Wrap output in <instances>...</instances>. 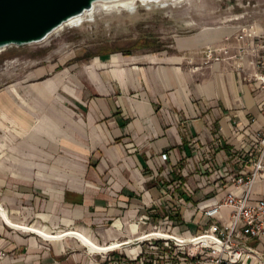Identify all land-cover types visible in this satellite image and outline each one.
Returning <instances> with one entry per match:
<instances>
[{"label":"crops","instance_id":"1","mask_svg":"<svg viewBox=\"0 0 264 264\" xmlns=\"http://www.w3.org/2000/svg\"><path fill=\"white\" fill-rule=\"evenodd\" d=\"M203 33L175 48L226 36ZM253 86L230 64L193 69L167 51L73 55L17 72L0 83V131L10 134L0 143L12 141L11 156L0 148V206L12 223L76 230L99 244L147 235L148 218L198 234L206 219L197 204L231 188L217 172L251 169L248 150L264 129ZM252 191L264 197V173ZM144 239L95 251L71 234L12 226L0 213V264H156ZM173 255L159 264H179Z\"/></svg>","mask_w":264,"mask_h":264},{"label":"rangeland","instance_id":"2","mask_svg":"<svg viewBox=\"0 0 264 264\" xmlns=\"http://www.w3.org/2000/svg\"><path fill=\"white\" fill-rule=\"evenodd\" d=\"M218 27L224 28L225 37L229 38L240 32H264V0H182L175 4L172 1L146 3L137 0L130 9H99L93 21L80 27L67 26L41 42L3 48L0 51V83L14 79L17 72L26 68L55 63L73 55L84 59L98 54L167 51L184 56L187 63V58L201 48L179 51L175 48L176 41L195 35L204 28ZM195 60L194 64H201L200 60ZM65 66L59 67L63 69ZM7 132L0 131V135L10 139ZM11 143H0V148L3 144L9 156L12 155ZM160 241L155 240L159 242L157 252L172 254L171 249L161 248L164 245ZM259 251L260 254L246 264H264V248L259 247ZM176 255L177 259L173 255L174 259L169 257V262H180L181 254ZM157 260L156 264H159L161 260Z\"/></svg>","mask_w":264,"mask_h":264},{"label":"built area","instance_id":"3","mask_svg":"<svg viewBox=\"0 0 264 264\" xmlns=\"http://www.w3.org/2000/svg\"><path fill=\"white\" fill-rule=\"evenodd\" d=\"M198 59L201 64H194ZM232 65L243 79L254 85V91L262 94L260 110L264 119V32H240L233 38L224 37L216 44L208 45L187 58L188 65L197 69L211 63ZM251 148L248 150L249 171L240 170L229 173V169L218 171L217 179H225L231 187L222 198L209 197L197 204V209L206 219L200 233L183 236L170 231L167 223L148 218L144 223H151V231L145 235L152 249L169 248L175 254H181L179 264H246L249 256L260 254L264 248V197H255L253 186L264 173V129L255 132ZM163 158L166 155H162ZM165 225V229L161 226ZM162 232L172 237L152 235ZM209 235L215 236L212 240ZM254 244H249V243ZM264 252V251H263ZM160 253V254H159ZM156 253L157 259H167V255ZM146 256H141L144 261Z\"/></svg>","mask_w":264,"mask_h":264},{"label":"water","instance_id":"4","mask_svg":"<svg viewBox=\"0 0 264 264\" xmlns=\"http://www.w3.org/2000/svg\"><path fill=\"white\" fill-rule=\"evenodd\" d=\"M97 0H0V49L44 40Z\"/></svg>","mask_w":264,"mask_h":264},{"label":"bare ground","instance_id":"5","mask_svg":"<svg viewBox=\"0 0 264 264\" xmlns=\"http://www.w3.org/2000/svg\"><path fill=\"white\" fill-rule=\"evenodd\" d=\"M137 0H97L93 3L92 7L89 9H86L83 13L75 15L71 18H69L68 20L64 21L61 25H59L58 27H56L46 38H48L51 34L57 33L59 31H61L64 27H80L81 25H83L85 22H91L94 20L95 14L96 12H98V10H106V11H111L114 8H119L122 7L124 9H130L133 8L135 3ZM141 2H167V1H172L174 4L181 2L182 0H140ZM224 31V28L222 29V27H218V28H204L203 29V34L206 36V38L208 40H215L218 39L220 37L221 32ZM45 38V39H46ZM44 39V40H45ZM43 41V40H42ZM187 40L184 39H180L179 43L182 44L183 42H186ZM41 42V41H38ZM35 43V42H34ZM3 49H0V51ZM64 73H60L59 76H63ZM53 82V83H52ZM50 81L47 85L48 88L52 89L55 86L54 81ZM258 180V179H257ZM256 180V181H257ZM0 213L4 216V218L7 220V222L15 227H19V228H23L26 230H31L34 232H38L46 237H59L65 234H71L74 236H77L81 239V241L86 244L91 250H95V251H107V250H111L115 247H125L128 249L129 244L132 243L134 240L137 239H142L145 236L143 235H139L136 238H131L129 240H125V241H114L111 242L109 244H99L97 243L94 239H92L90 236H88L87 234H84L83 232L80 231H76V230H68L65 232H57L56 235H52L50 231H44V230H39L36 227H30V226H25V225H21V224H16V223H12L10 222L7 217L5 216V211L4 209L0 206ZM135 225L132 224V229L135 232ZM152 235H161V236H165V237H172V235L166 234V233H162V232H157V233H152ZM210 239L215 240V236L213 235H209ZM255 258L254 256H249L246 259V263L250 262L251 259Z\"/></svg>","mask_w":264,"mask_h":264}]
</instances>
